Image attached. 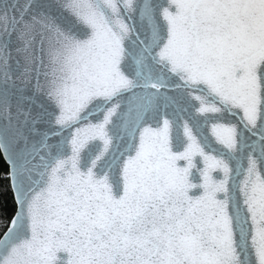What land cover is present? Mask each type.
Returning <instances> with one entry per match:
<instances>
[{"label":"snow or ice","instance_id":"1","mask_svg":"<svg viewBox=\"0 0 264 264\" xmlns=\"http://www.w3.org/2000/svg\"><path fill=\"white\" fill-rule=\"evenodd\" d=\"M0 264H264V0H0Z\"/></svg>","mask_w":264,"mask_h":264}]
</instances>
